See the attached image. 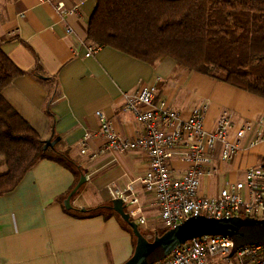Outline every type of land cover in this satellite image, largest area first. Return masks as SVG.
Masks as SVG:
<instances>
[{
  "label": "crops",
  "instance_id": "1",
  "mask_svg": "<svg viewBox=\"0 0 264 264\" xmlns=\"http://www.w3.org/2000/svg\"><path fill=\"white\" fill-rule=\"evenodd\" d=\"M56 1L68 8L80 4L79 16L62 19L53 6L39 0H0V44L25 72L3 89L2 96L43 140L60 138L58 147L85 171L87 182L75 196V208L88 210L111 203V184L119 189L134 184L145 207L144 226L157 229L147 215L156 212L158 216V210L139 183L149 169L148 156L141 152L101 154L104 140L98 134L97 113L102 112L118 134L136 136L139 125L126 110L123 93L145 86L156 87L157 99L174 106L184 118L206 105L208 131L216 128L226 110L238 126L252 127L244 150L232 162L220 161L218 145L214 174L202 179L201 194L214 196L227 183L244 179L249 168L264 165V142L254 149L248 145L264 131L263 98L190 71L172 58L150 64L112 47L87 56L88 48L95 45L87 40V29L97 0ZM52 96L53 118L45 111ZM88 132L96 136L82 154L81 142ZM176 165L181 171L186 168ZM6 171L0 167V173ZM75 182L69 169L41 160L16 189L0 196V264H124L132 257L134 239L116 216L76 218L64 210L60 198Z\"/></svg>",
  "mask_w": 264,
  "mask_h": 264
},
{
  "label": "trees",
  "instance_id": "2",
  "mask_svg": "<svg viewBox=\"0 0 264 264\" xmlns=\"http://www.w3.org/2000/svg\"><path fill=\"white\" fill-rule=\"evenodd\" d=\"M87 40L112 47L150 64L172 58L179 66L228 83L264 99V0H97ZM25 72L0 44V196L12 192L41 160L54 161L76 177L60 202L76 218L116 216L102 206L81 214L68 196L80 180L81 166L68 151L44 149L45 140L4 99L2 91ZM50 97L45 111L53 118ZM164 233V232H163ZM135 244V243H134Z\"/></svg>",
  "mask_w": 264,
  "mask_h": 264
},
{
  "label": "built area",
  "instance_id": "3",
  "mask_svg": "<svg viewBox=\"0 0 264 264\" xmlns=\"http://www.w3.org/2000/svg\"><path fill=\"white\" fill-rule=\"evenodd\" d=\"M39 3L53 6L62 19L79 16L78 3L69 8L56 0H39ZM99 49L91 45L87 56H93ZM123 97L126 110L134 116L139 130L134 137L121 136L107 116L98 112L101 123L98 134L104 140L100 153L141 152L148 156L149 169L139 183L143 193L151 196L150 205L158 210L163 232L198 217L264 220V165L249 168L244 179L227 183L214 196L201 194L202 179L214 174L218 145L221 146L220 161L232 162L242 150L247 132L252 130L249 124L238 126L226 110L216 128L208 131L206 105L196 107L184 118L174 106L157 99L154 86L123 93ZM95 136L91 132L85 134L82 154L87 153L88 143ZM261 142H264V131L258 132L248 145L253 148ZM177 163L185 165V170H179ZM109 192L114 199L123 201L130 219L139 227L147 224L145 207L134 184L124 189L111 184ZM153 264H264V248L250 245L235 251L229 237L203 236L188 241Z\"/></svg>",
  "mask_w": 264,
  "mask_h": 264
},
{
  "label": "water",
  "instance_id": "4",
  "mask_svg": "<svg viewBox=\"0 0 264 264\" xmlns=\"http://www.w3.org/2000/svg\"><path fill=\"white\" fill-rule=\"evenodd\" d=\"M59 142L60 138L46 140L44 149L54 148ZM86 182L87 175L85 171H82L79 182L68 196V202L71 201V198L86 184ZM102 208L105 210H112L119 215L121 220L130 227L136 239L134 253L124 264H153L155 262L151 261L154 258L163 255V259H165L176 248L184 245L188 241L203 236H224L233 239L239 236L264 235V220L258 221L251 218L215 219L198 217L192 218L177 228L168 230L164 233L154 231L152 233V240L149 241L140 231L139 225L130 219L129 213L126 211L121 199H114L111 203L103 204ZM79 212L84 215L88 210L83 208L79 209ZM254 245L260 244L256 243Z\"/></svg>",
  "mask_w": 264,
  "mask_h": 264
},
{
  "label": "rangeland",
  "instance_id": "5",
  "mask_svg": "<svg viewBox=\"0 0 264 264\" xmlns=\"http://www.w3.org/2000/svg\"><path fill=\"white\" fill-rule=\"evenodd\" d=\"M247 140H244L242 141V150H244V146L246 144ZM248 147V146H247ZM256 147V146H255ZM255 147L251 148V149H254ZM251 149H248V150H251ZM241 150V151H242ZM240 151V152H241ZM242 180V179H241ZM232 182H236V181H232ZM147 217L149 218V223L153 224L155 223V227L157 229H155L154 231H158L159 233H163V231L161 230L162 227H161V221L158 219V216H157V213L153 212H148V215ZM154 227V224L152 225ZM140 231L142 232V234L149 240L151 241L152 240V233L154 231H151V230H148V228H146V226H141L140 227ZM233 243H234V249L236 250L238 247H245V246H250V245H254L256 243L260 244L263 246L264 248V235L262 236H239V237H234L232 239ZM136 244V239H135V242ZM134 244V245H135ZM135 248V247H134ZM163 259V255H160L156 258H154L151 262H156V261H160Z\"/></svg>",
  "mask_w": 264,
  "mask_h": 264
}]
</instances>
